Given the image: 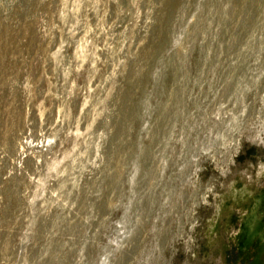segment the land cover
<instances>
[{
    "label": "rangeland",
    "instance_id": "obj_1",
    "mask_svg": "<svg viewBox=\"0 0 264 264\" xmlns=\"http://www.w3.org/2000/svg\"><path fill=\"white\" fill-rule=\"evenodd\" d=\"M0 264H264V0H0Z\"/></svg>",
    "mask_w": 264,
    "mask_h": 264
}]
</instances>
